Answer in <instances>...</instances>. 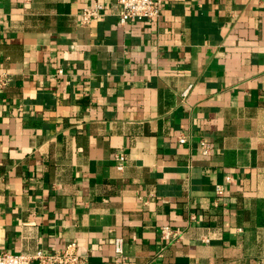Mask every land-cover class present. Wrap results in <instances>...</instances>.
<instances>
[{
	"label": "crops",
	"instance_id": "crops-1",
	"mask_svg": "<svg viewBox=\"0 0 264 264\" xmlns=\"http://www.w3.org/2000/svg\"><path fill=\"white\" fill-rule=\"evenodd\" d=\"M1 76L0 252L264 264V0H0Z\"/></svg>",
	"mask_w": 264,
	"mask_h": 264
},
{
	"label": "built area",
	"instance_id": "built-area-1",
	"mask_svg": "<svg viewBox=\"0 0 264 264\" xmlns=\"http://www.w3.org/2000/svg\"><path fill=\"white\" fill-rule=\"evenodd\" d=\"M162 0H116V15L121 24L127 21H140L144 19L155 18L159 15L161 10ZM103 5L94 3L93 5L84 8L80 12V21L87 24L93 20L98 19L102 15ZM62 70H59L60 73ZM8 78L6 76L0 77V88H2ZM188 138L181 133L177 137V142L185 144ZM199 149L202 154L210 153V144L201 140ZM115 167L122 170L125 166V155L122 152L114 154ZM230 177H225V182H230ZM217 194L222 193V185H216ZM193 217V216H192ZM180 230L171 227L169 224L160 226L158 238L167 245L173 242L180 236ZM123 239L116 237L114 239V250L117 254L122 253ZM0 264H86V258L80 255L77 251L75 242H70L60 249H54L49 252L42 250L36 251L33 255L15 254L10 252H0Z\"/></svg>",
	"mask_w": 264,
	"mask_h": 264
}]
</instances>
